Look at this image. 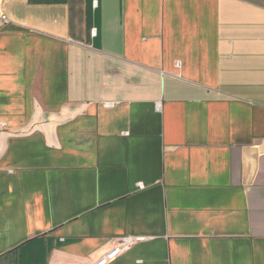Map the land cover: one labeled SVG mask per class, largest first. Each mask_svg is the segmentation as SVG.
I'll return each instance as SVG.
<instances>
[{
  "label": "crops",
  "instance_id": "1",
  "mask_svg": "<svg viewBox=\"0 0 264 264\" xmlns=\"http://www.w3.org/2000/svg\"><path fill=\"white\" fill-rule=\"evenodd\" d=\"M264 264V0H0V264Z\"/></svg>",
  "mask_w": 264,
  "mask_h": 264
},
{
  "label": "built area",
  "instance_id": "2",
  "mask_svg": "<svg viewBox=\"0 0 264 264\" xmlns=\"http://www.w3.org/2000/svg\"><path fill=\"white\" fill-rule=\"evenodd\" d=\"M142 238H131V237H126L120 241L116 247L111 250L109 253L104 255L99 259V261L96 264H111L115 260H117L125 251L130 249L135 242L141 241Z\"/></svg>",
  "mask_w": 264,
  "mask_h": 264
}]
</instances>
